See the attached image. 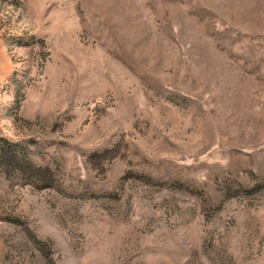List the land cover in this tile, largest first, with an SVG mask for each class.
<instances>
[{
    "label": "rangeland",
    "instance_id": "1",
    "mask_svg": "<svg viewBox=\"0 0 264 264\" xmlns=\"http://www.w3.org/2000/svg\"><path fill=\"white\" fill-rule=\"evenodd\" d=\"M0 264H264V0H0Z\"/></svg>",
    "mask_w": 264,
    "mask_h": 264
}]
</instances>
